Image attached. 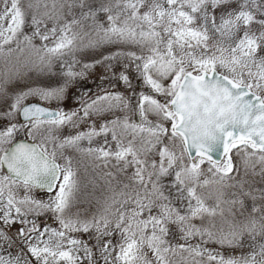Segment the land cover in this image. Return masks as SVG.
Masks as SVG:
<instances>
[{
  "label": "snow or ice",
  "instance_id": "snow-or-ice-1",
  "mask_svg": "<svg viewBox=\"0 0 264 264\" xmlns=\"http://www.w3.org/2000/svg\"><path fill=\"white\" fill-rule=\"evenodd\" d=\"M0 264H264V0H0Z\"/></svg>",
  "mask_w": 264,
  "mask_h": 264
},
{
  "label": "rangeland",
  "instance_id": "rangeland-1",
  "mask_svg": "<svg viewBox=\"0 0 264 264\" xmlns=\"http://www.w3.org/2000/svg\"><path fill=\"white\" fill-rule=\"evenodd\" d=\"M104 75L103 70H93L92 73L89 75V78L86 81V84H89L90 86H87L92 89H96V85L101 84L103 81L101 80V77ZM134 84L138 83V81H133ZM35 86V85H33ZM75 87L69 91L67 99L64 101V105L66 109H72L77 107V99L74 97ZM119 90V89H117Z\"/></svg>",
  "mask_w": 264,
  "mask_h": 264
},
{
  "label": "flooded vegetation",
  "instance_id": "flooded-vegetation-1",
  "mask_svg": "<svg viewBox=\"0 0 264 264\" xmlns=\"http://www.w3.org/2000/svg\"><path fill=\"white\" fill-rule=\"evenodd\" d=\"M87 86H90V85L87 84ZM77 96H78V92H77V90H75V92H74V97L77 99Z\"/></svg>",
  "mask_w": 264,
  "mask_h": 264
}]
</instances>
